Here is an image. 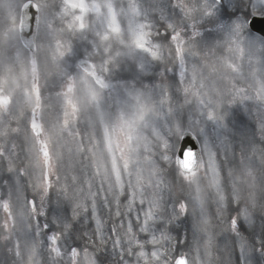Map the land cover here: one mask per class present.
Returning a JSON list of instances; mask_svg holds the SVG:
<instances>
[{
    "label": "rangeland",
    "instance_id": "obj_1",
    "mask_svg": "<svg viewBox=\"0 0 264 264\" xmlns=\"http://www.w3.org/2000/svg\"><path fill=\"white\" fill-rule=\"evenodd\" d=\"M27 1L30 0H0V49L3 50L0 53V67L3 65L11 68L23 66L22 52L24 48L19 37V17L21 7ZM32 1L37 4L41 2L45 4L43 6L38 4L41 31L47 29L45 27H49L50 30L53 27L60 32L66 31L67 38H74L72 47L76 51L68 54L71 64L81 58L88 59L96 65L102 74L110 73L112 79H130L139 88V101L136 111H129L123 103L119 102L117 108H124L120 116L105 112L97 101H91V123L82 122L77 127L72 122L74 115L75 122L77 121L76 110L58 128L50 125L54 118L48 115L47 120L44 118L43 122H40L39 136L36 130L29 126L28 120H26L27 124L22 120L19 112L13 111L10 105L6 107L0 104V126H3L2 122L6 119L3 112L10 113L13 120L20 124V130L15 136V140L17 143L23 141L30 147L34 144L36 158L32 163L27 150L19 145L23 154L21 150L17 151L16 164L17 167L24 170V175L14 174L8 168L0 169V178H4V182L0 179V264H101L103 261L102 250L92 253L87 248H71L68 243L77 241L81 244L82 237H91V224L93 223H99L101 241L108 239L109 231L106 226L107 231L104 227V219L112 218L110 213L103 210L102 215L98 211H93L92 208L104 200H106L108 209L113 208L112 206L115 204H120L116 201L117 193L124 191L128 178L141 185L147 200L145 204L143 199L128 200L124 203L132 206L134 210L128 209L127 216L121 220L126 222L127 228L134 232L137 231L138 235L122 234V230L116 228L117 245L115 246L116 241H114L113 247L109 250L112 241L108 240L106 246L108 251L105 253V257L115 258L117 254L127 253V258L133 264H144L151 260L158 263L162 257L158 248L162 247L163 251L174 253L175 250L171 252V247L173 245L176 249L178 245H174L173 240H180L181 235L177 228L174 230L171 222H165L169 212H171L173 220H177L173 214L176 211L174 205L176 196L173 195V192L169 194L163 192L165 198L162 197L161 200L158 197L152 199L150 195L154 186L152 177L157 170V165L153 162L151 155L157 151L166 157L174 156L178 150L176 142H179L181 134L193 128L186 127L184 123L188 117L187 114H189L188 108L183 107L179 96H176L172 91L170 93L164 91L163 78L155 81L156 83L151 76L146 78L149 74L158 75V67L164 68L163 77H165L169 68L166 63L163 65L159 58H153L154 50L152 47H146L144 43H140V37L153 33L152 31L158 27L164 29L163 22L165 25H169L173 24L175 20L171 15L164 21L159 18L160 12H157V8L160 11V7H165L162 0H138V4L135 6H139L140 13L136 15H134L136 8L132 7L131 0H112L116 3L121 1L120 10H124L118 14L105 12L102 15V18H105V37H107V39L103 37L102 41L105 44L113 43L115 45L108 46L111 52L110 58L100 57L98 50L100 42L94 46L88 44L87 51L80 52L81 57H79L76 36L84 35L82 23L85 15L77 13L75 7L68 3L69 0H54L53 3L56 5H50L53 0ZM238 6V10L244 15L243 5ZM103 7L105 9L104 5ZM261 10L264 11V8ZM89 11L91 12L90 9ZM151 13L154 15L155 22L147 27L149 29L146 33L140 26L145 24V16L151 15ZM165 15L166 13L161 14V17ZM86 18L90 29L91 25H96L92 14ZM240 26H244V23H239ZM115 29H119V31L116 32ZM39 36L41 37V32H39ZM147 37L151 39L150 36ZM138 44H143L144 47H139ZM17 48H19V62L13 65L7 64L2 56L13 52L17 53ZM56 48L59 54H67L69 46L65 43L62 44V47L56 46ZM128 52H138L141 57L151 61L142 64L143 59H138L140 56L137 54L134 56V60L139 63L138 65L122 62L121 58ZM113 58H117L116 61L119 60L122 64L118 61L119 66H112ZM123 64H131V66ZM202 64L208 71L207 61L203 60ZM69 68L70 65L66 67V69ZM175 85L177 86L176 82ZM91 86L98 89L92 83ZM93 87H91V93L99 96V92ZM109 88L107 86V89ZM19 92L20 90L17 89L16 93ZM10 93L15 94L12 89ZM51 97L47 92L45 104V97L42 94L37 111L42 110L44 113L45 109H50L53 106ZM11 101L13 103V100ZM253 109L255 114L260 116L264 112V105L262 111H258L255 107ZM238 113L239 117L243 114L242 111ZM124 119L131 120L136 129L129 125V121L125 129L121 127L119 124ZM254 119L250 118V121H255L254 126L258 127L259 117ZM241 120L243 119L238 118V132L242 135L241 127H244L245 124L240 123ZM63 130L64 132L61 134ZM71 132H74L76 136L67 135ZM195 133L201 135L199 130H195ZM58 134H61L68 142L67 150L63 153L50 149V147L60 148L57 145ZM241 135H234V142L228 145L231 147L229 156L231 164L232 162L236 163L238 159L241 160L234 153L237 148L242 152L249 147ZM45 142L49 143L47 148ZM203 146L212 168L211 174L213 171L221 172V168H216L221 164L216 161L215 157L223 156L224 149L214 139L210 140L208 144L203 143ZM3 163L5 166H10L6 160ZM204 170L202 168V171ZM225 182L228 185L227 179ZM167 195H171V197H167ZM23 197H27L29 200H25ZM170 207H172L171 210ZM257 210L258 208L255 209V211ZM152 213L156 214L155 218H151ZM245 222L244 219L240 226ZM117 223L118 221L114 224L117 225ZM135 226L141 227L142 232H139ZM152 226L157 228L156 233H154L155 227L151 231ZM243 231L250 241L249 232L255 234L256 242L254 244L258 248L259 254H263L264 246L260 243L264 242V230L254 231L247 227ZM57 237L62 239V243L57 241ZM214 245L215 248L212 251H221L219 245ZM176 251H179V248ZM228 252H230L229 255H227ZM215 255L217 256L216 264H240L241 260L247 261V263L249 260V257L234 256L233 248L228 249L224 254ZM257 257L255 255L250 258L249 263L257 264ZM173 258L168 261L165 258L164 262L161 261L160 264H170ZM198 260V255H196L193 258V264H198L195 262Z\"/></svg>",
    "mask_w": 264,
    "mask_h": 264
},
{
    "label": "bare ground",
    "instance_id": "obj_2",
    "mask_svg": "<svg viewBox=\"0 0 264 264\" xmlns=\"http://www.w3.org/2000/svg\"><path fill=\"white\" fill-rule=\"evenodd\" d=\"M97 1H99V3H101L102 5H103V3H106V0H97ZM79 40H80V43H81V47L83 48L84 47V42L81 39H79ZM12 145H13V141L11 139L6 140L4 142H0V150L8 151L11 148ZM12 158H13V155H10V157L8 159H12ZM2 163H3V161H2V159H0V167H1ZM167 179L169 180V183H170V179H169L168 176H167ZM190 199H191L190 201L193 202V203L197 202L196 199L193 198V196H191ZM190 212H191V215L193 216V218L196 219L197 218L196 212L195 211L194 212L190 211ZM187 222H188V220L186 219L185 223H187ZM185 228L186 229H191V227H189V226H185ZM184 246L189 248L188 245H184Z\"/></svg>",
    "mask_w": 264,
    "mask_h": 264
},
{
    "label": "snow or ice",
    "instance_id": "obj_3",
    "mask_svg": "<svg viewBox=\"0 0 264 264\" xmlns=\"http://www.w3.org/2000/svg\"><path fill=\"white\" fill-rule=\"evenodd\" d=\"M114 31L118 32L119 29H115ZM105 39H107V37H105ZM138 46H139V47H144L143 44H138ZM153 55H156V53H153ZM34 207H35V205L33 204V208H34ZM233 223H235V222H233ZM181 264H185V262H184V261H181Z\"/></svg>",
    "mask_w": 264,
    "mask_h": 264
}]
</instances>
